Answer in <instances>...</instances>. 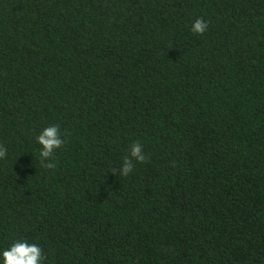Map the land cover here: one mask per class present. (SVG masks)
<instances>
[{"label": "trees", "instance_id": "1", "mask_svg": "<svg viewBox=\"0 0 264 264\" xmlns=\"http://www.w3.org/2000/svg\"><path fill=\"white\" fill-rule=\"evenodd\" d=\"M0 146V248L264 264V0H0Z\"/></svg>", "mask_w": 264, "mask_h": 264}, {"label": "clouds", "instance_id": "2", "mask_svg": "<svg viewBox=\"0 0 264 264\" xmlns=\"http://www.w3.org/2000/svg\"><path fill=\"white\" fill-rule=\"evenodd\" d=\"M193 34L199 35L208 30V22L202 17H196L189 29ZM35 142L39 145L38 156L42 166L54 169L55 160L52 159L55 149H59L65 142L61 137L59 125H48L36 135ZM5 156V149L0 146V159ZM146 160V153L140 142H134L129 146L126 155L119 168H113L112 172L127 176L134 170V162L141 163ZM45 256L38 244L30 243L24 238L14 239L7 247L0 248V264H44Z\"/></svg>", "mask_w": 264, "mask_h": 264}]
</instances>
